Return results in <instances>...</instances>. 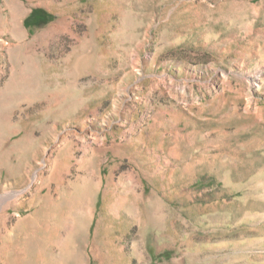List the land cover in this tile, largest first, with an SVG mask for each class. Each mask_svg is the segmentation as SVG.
Instances as JSON below:
<instances>
[{"label": "rangeland", "instance_id": "374dc122", "mask_svg": "<svg viewBox=\"0 0 264 264\" xmlns=\"http://www.w3.org/2000/svg\"><path fill=\"white\" fill-rule=\"evenodd\" d=\"M0 264H264V0H0Z\"/></svg>", "mask_w": 264, "mask_h": 264}]
</instances>
